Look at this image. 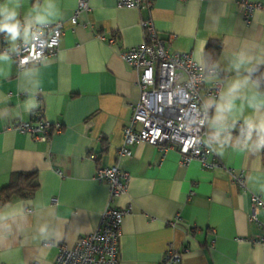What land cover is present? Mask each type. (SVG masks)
Returning a JSON list of instances; mask_svg holds the SVG:
<instances>
[{
  "label": "crops",
  "instance_id": "crops-1",
  "mask_svg": "<svg viewBox=\"0 0 264 264\" xmlns=\"http://www.w3.org/2000/svg\"><path fill=\"white\" fill-rule=\"evenodd\" d=\"M76 7L77 0H0V25H16L15 34L0 28V48L27 42L36 25L60 21L63 29L55 55L41 63L19 69L0 52V187L12 172H35L38 182L29 197L0 204V264H50L59 245L96 228L108 188L94 174L112 164L128 175L113 203L129 210L118 264H158L169 246L182 252L179 264H264V229L248 220L251 194L264 201V10L245 21L235 0H153L148 10L88 0L72 24ZM141 18L169 51L216 70L200 89L211 168L146 142L115 156L140 95L138 74L120 53L141 43ZM211 42L220 45L214 62L205 57ZM216 79L212 100L205 90ZM39 115L61 132L40 141L15 130ZM240 171L245 190L232 179ZM256 216L264 221V208Z\"/></svg>",
  "mask_w": 264,
  "mask_h": 264
},
{
  "label": "built area",
  "instance_id": "built-area-1",
  "mask_svg": "<svg viewBox=\"0 0 264 264\" xmlns=\"http://www.w3.org/2000/svg\"><path fill=\"white\" fill-rule=\"evenodd\" d=\"M117 6L148 10L153 0H116ZM236 11L247 21L264 5L251 0H235ZM88 10V0H77V7L70 18L76 24L77 14ZM142 41L136 46L123 49L120 57L138 74L139 99L131 108L128 123L122 131L123 145L115 152L116 157L130 156L132 145L146 142L155 148H173L181 163L196 159L203 167L217 164L212 149L205 139L208 108L203 105L200 89L208 74L189 52H171L167 42L157 36L149 18H141ZM60 21L36 25L31 28L27 42H18L14 48L3 46L0 52L11 57L19 69L31 63L38 64L55 55L62 34ZM116 34L108 40L113 43ZM221 81L216 79L205 90V96L214 100L220 93ZM35 140L45 141L61 132L59 122H50L40 115L34 122L21 120L15 127ZM95 159V154L89 155ZM60 174L59 171H57ZM94 179L108 188V200L101 212L99 223L91 232L80 236L72 246L61 244L50 264H118L121 223L128 208L113 205L116 198L125 193L128 175L115 164L98 167ZM245 190L243 172L232 177ZM249 222L264 229V221L256 216V210L264 208V201L256 194L250 196ZM182 252L171 246L162 254L158 264H179ZM29 264H36L30 262Z\"/></svg>",
  "mask_w": 264,
  "mask_h": 264
},
{
  "label": "trees",
  "instance_id": "trees-1",
  "mask_svg": "<svg viewBox=\"0 0 264 264\" xmlns=\"http://www.w3.org/2000/svg\"><path fill=\"white\" fill-rule=\"evenodd\" d=\"M219 50V43H208L205 49L206 61L214 62ZM37 187L38 182L35 172H12L7 183L0 187V204L14 198L29 197Z\"/></svg>",
  "mask_w": 264,
  "mask_h": 264
},
{
  "label": "clouds",
  "instance_id": "clouds-1",
  "mask_svg": "<svg viewBox=\"0 0 264 264\" xmlns=\"http://www.w3.org/2000/svg\"><path fill=\"white\" fill-rule=\"evenodd\" d=\"M0 28H6L8 31L13 32L14 34L16 32V25L14 24L0 25Z\"/></svg>",
  "mask_w": 264,
  "mask_h": 264
}]
</instances>
